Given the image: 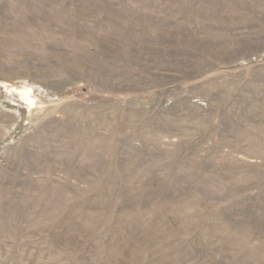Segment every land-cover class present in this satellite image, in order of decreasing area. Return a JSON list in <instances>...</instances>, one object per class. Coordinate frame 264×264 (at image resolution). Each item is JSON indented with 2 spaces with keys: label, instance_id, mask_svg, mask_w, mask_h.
I'll use <instances>...</instances> for the list:
<instances>
[{
  "label": "rangeland",
  "instance_id": "1",
  "mask_svg": "<svg viewBox=\"0 0 264 264\" xmlns=\"http://www.w3.org/2000/svg\"><path fill=\"white\" fill-rule=\"evenodd\" d=\"M0 264H264V0H0Z\"/></svg>",
  "mask_w": 264,
  "mask_h": 264
},
{
  "label": "bare ground",
  "instance_id": "2",
  "mask_svg": "<svg viewBox=\"0 0 264 264\" xmlns=\"http://www.w3.org/2000/svg\"><path fill=\"white\" fill-rule=\"evenodd\" d=\"M21 93L30 102V104L32 105L33 104V99L30 96V94H31L30 91L25 89V90L21 91Z\"/></svg>",
  "mask_w": 264,
  "mask_h": 264
}]
</instances>
